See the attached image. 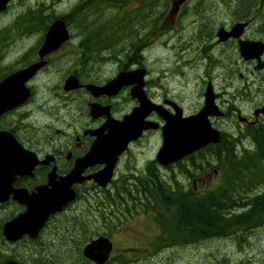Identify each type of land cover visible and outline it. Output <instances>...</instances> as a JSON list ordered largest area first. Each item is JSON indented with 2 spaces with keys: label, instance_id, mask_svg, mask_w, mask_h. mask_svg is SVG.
<instances>
[{
  "label": "rangeland",
  "instance_id": "obj_1",
  "mask_svg": "<svg viewBox=\"0 0 264 264\" xmlns=\"http://www.w3.org/2000/svg\"><path fill=\"white\" fill-rule=\"evenodd\" d=\"M26 1L29 2V0ZM186 1L187 0L172 1V8L168 10L167 13V16H171L168 17L166 25H169V30L177 27L175 21H173V16L178 14L181 15L179 16L181 23L180 26L182 28L180 33H183L184 35L189 34L194 23L195 40L200 37L197 36L199 29L201 34L211 39L213 38L210 33L202 29L204 28L213 33L214 41H217L216 33L219 30L220 25L228 21V14H224L227 12L226 8H229V11L232 13V15H245L248 13L249 16H252V30H255V32L258 29H264V0H246L245 3H241L240 0H214V6L211 4L210 0H196L198 4L197 12L199 13V15L196 14L198 19H195V17L192 16V12L195 10V0H188L185 4ZM38 2L40 6H42L40 9V14L44 15L43 13L45 11V6H48V4L46 0H39ZM160 3L163 4L164 0H161ZM78 6H83V10L73 20V22L80 27L76 28V32H78L76 33V40H83L89 37L87 33L82 32L81 28L84 26L92 24L94 21L95 23L100 21L106 22L117 16V9L112 8L114 3L110 0H107V2H105L101 7L102 14H97V9L90 13L89 9L83 4L82 0L79 2H76V0H64L59 6V8L62 10V13L57 12L56 14L61 13L62 15H73L76 7ZM212 7H216L217 9L212 10ZM16 10L22 15L25 14L21 9ZM158 16V14L154 15L150 21L139 20L132 22L131 27H129V34L121 44L113 45L103 49L99 47L95 48L94 51L83 60V64L85 65L87 72L94 79L101 81L105 79L106 76L101 70L105 66L116 63L118 54H121L119 56L121 64L129 62V60L133 62L141 61L145 53L148 51V44L146 40ZM16 17V14H9V24H13ZM43 17L45 18L46 16ZM36 21L37 23L41 22V20L38 18ZM238 21L240 20L235 17L234 22ZM106 25H108V23H106ZM201 25H203V27H201ZM131 29L133 32H131ZM11 37L13 40L12 50L6 54V57L2 61H0V76L5 74L6 64L14 62L18 69L29 64L25 57L27 53H29V58H35V60L37 59L35 48L38 46L39 41L34 33L30 35H23L20 32L16 33L14 30L11 34ZM26 41H30V43H27ZM16 43H18V46L14 48ZM188 45L189 44L187 41L184 43V48H186ZM13 49H15L16 52H14ZM155 49L160 52L163 58H166L169 61L170 66H175L172 62L170 54L167 51L161 50L159 48ZM194 50L196 52V48ZM4 51V46L0 44V56L2 54L1 52ZM20 56L25 59L24 62H20ZM53 58L54 55L50 56V59ZM131 61L130 63H132ZM71 63L76 64L77 61L74 60ZM156 66H161V64L157 62ZM46 68L47 74L39 75V77H37L33 82V84H35L34 105L37 107H45L48 104H63L64 100L68 98L66 94H60L53 90V85L57 81L55 77L50 75V73L53 72V63L51 62ZM231 68L236 70V74L239 73L238 66L235 65ZM208 79V77L203 76L201 79V85H204ZM221 79L222 78H219L217 81L218 87L221 86ZM226 83L227 84L225 88L231 86L232 84L236 86L239 85V81L237 79L233 80L228 78ZM260 89L261 93L258 95L260 96L259 100H264V84L261 85ZM156 91L161 92L159 89H156ZM221 95L223 98H226L224 93ZM193 98H195L194 86L191 87L190 90L186 91L185 100L187 102ZM237 105L244 106L248 113L252 112L253 110V108H251V102L238 101ZM227 109L231 112V118L227 120V122L232 123L235 116V107L228 102ZM64 117L68 121L73 119V116L69 112H65ZM220 122H222L221 124L223 126L227 125L226 121ZM249 135L254 139L255 143L249 137L244 139V135L240 133L232 134L230 139L227 141V143L230 145L229 148L231 149L234 146L243 144V146L251 149V152L254 156L264 158V154H261L260 156L258 155L257 146V144H259L257 142V138H262V136L264 137V128L255 129L251 131ZM230 149L224 148L220 153L212 154V157L225 156ZM202 154H204L206 157L208 156V158H210L213 163V158L208 155V151H203ZM196 157L200 159L201 155L197 154ZM205 166L208 167V165ZM216 169L217 165L212 164L211 172H205L202 182L201 175L189 174L186 170L179 169L177 166L175 167V171H162V173L166 179H169L170 176L175 174L176 178L181 182H184L187 186H190L195 182L196 184H200L199 186H196V188L204 190L211 187L214 183L220 181L219 176L221 172L219 170L215 172ZM231 173H233V171H231ZM123 182L125 187L129 188V186H127L129 184L127 177L123 179ZM89 188L90 190L88 192V196L79 199L66 211L56 215L42 231V234L37 239V241L19 242L15 245H11L1 241L2 238L0 236V246L5 248L3 253H5V255H15L22 253V250L26 249L24 252L25 256H37L35 259L27 258V260L30 262L40 264H89L86 262V258L83 256V249L85 245L90 241L91 237H97L99 232H107L110 230L109 226H113L112 222L103 223L99 218L96 217L98 214L97 203L100 201L102 207L101 210H103L104 214H112L111 212L116 211L117 208L120 207V203L112 196V194H101L103 188L100 186L90 185ZM235 188L237 190L236 192H234L230 187L229 191L225 193L224 197L227 199H234L238 196H244L247 194V191L252 192L255 187L240 185ZM263 189L264 184H261L260 186H256L255 192L261 191ZM183 190L184 186H180L179 191ZM102 195H104L106 198L102 197ZM139 196H143V191H140ZM169 200L173 201V198L169 197ZM107 204L108 206L106 207ZM8 214V209L0 210V218L8 216ZM73 216H81L82 218L80 217L78 220H75ZM143 220L144 221L142 224H140L137 219L128 223L120 222L117 224L120 228H115L110 234V236L116 242L117 248L137 247L141 250L144 249V251H146L145 248H148V251L143 255V258H146V260H143L140 263L131 264H261L264 262L263 225L257 226V228L253 229V231L239 233V236H241L239 239H236L235 237L217 238L218 236H214V238L208 240L210 236H203L205 239L202 242H195L193 239H189L186 241H179L178 246L166 248V246L171 245L174 242V240L170 237L169 231L167 230L165 234H161V232L156 230L147 229L148 220L145 218ZM194 224L195 222L191 223L192 226H194ZM1 227L2 223L0 219V233ZM126 252V255H119V258L127 260L129 257L133 259V257L137 256L136 254L128 253L129 250ZM151 252H155V254L151 255ZM125 262L126 261L122 260L119 263L123 264Z\"/></svg>",
  "mask_w": 264,
  "mask_h": 264
},
{
  "label": "flooded vegetation",
  "instance_id": "obj_2",
  "mask_svg": "<svg viewBox=\"0 0 264 264\" xmlns=\"http://www.w3.org/2000/svg\"><path fill=\"white\" fill-rule=\"evenodd\" d=\"M39 0H35L29 3H16L17 0H11L9 2V6L2 12H0V23L1 21H7L6 15L10 12L11 8L21 9L27 16H34L40 13ZM49 1V0H48ZM47 1V2H48ZM83 4L88 8L89 4H92V7L88 8L89 12L97 9V14L99 11V0H82ZM225 1V0H223ZM211 2V1H210ZM241 3H245L246 0H240ZM166 0L164 3L156 2L154 6L158 7L156 14H158V18L156 20V24L163 25L164 22L168 20L167 8H162L165 6ZM115 8L117 12L120 11V2L119 0H114ZM58 8L57 6L54 7ZM51 9L49 7H45L44 10ZM215 10L214 7L211 8ZM82 11V10H81ZM73 13V15H66L63 17L67 25V36L68 38L63 42L64 48L58 51L57 53H52L50 55L40 57V44L35 48L37 53V61L45 60L46 64H44L39 71L34 76L33 80L29 83V86L32 88V97L23 105L13 109L10 112L3 113L0 116V131L10 130L12 134L16 136L19 142L23 147L29 148L30 150H34L35 154L38 158L37 170L34 173V177L29 178V188L31 191L35 190L37 186L39 187H47L51 189L50 186V177L51 175H57L58 177H65L75 170L76 165L79 160L85 159L88 157L90 152L93 150L98 139L110 137V135L117 129L118 125L124 121V119L133 113L134 107L137 102L130 94L131 86L122 87L117 93H94L89 91L85 86L78 88L74 91H66L64 89V82L69 76H77L78 78L85 80L89 79L91 83H96L99 85L106 84L110 79L118 75L121 71H128L137 66V63L141 62H133L129 60V62L125 64H121L120 61H117L114 64L109 66H105L101 71L105 76L103 80L94 79L86 70L85 65L83 64V60L87 58V56L94 51L95 48L105 45H119L123 42L124 39L117 38L113 40L108 38L110 36V32L113 30L109 25H106L104 22L95 21L92 24H88L84 26L82 29L83 33H87L89 35L86 39H78L76 40L78 32H76V28H80L76 25L73 20L74 18L81 13ZM61 14V13H60ZM232 20V17H229ZM37 20V18H36ZM248 22V26L246 28L245 34L242 35V39L249 40H262L264 41V29H258L256 32L252 30V24L250 21ZM21 25V24H19ZM226 25H229L227 23ZM120 34V33H117ZM115 34V36L117 35ZM254 36L253 38H250ZM241 38H230V41L225 42L223 45L226 47L229 42H232L234 46V55L236 62L239 64V73L236 74V70L230 68L227 73L226 79L223 81L221 87L225 90H232L234 84L225 88L226 80L228 78L235 79L239 78L240 81H245V84H250L253 81L258 82L264 80V70L257 71L255 70L256 65L260 61H264V53L260 55V58L253 59H243L238 54V43ZM227 51L222 52L220 57H225ZM54 55L53 59H50V56ZM48 57V58H47ZM64 58V60H63ZM76 60V64H72L71 62ZM130 61L132 63H130ZM53 63V72L50 73L52 77L56 78V83L53 85V90L60 94H66L68 98L64 100L63 104H48L45 107H37L34 105V89L33 81L39 75L47 74V68L50 63ZM25 67V66H24ZM145 68L148 74H152L153 70L150 64H146ZM5 74L7 75L9 72L8 65H6ZM45 79V78H44ZM244 82L240 87H235V90L238 91L241 87H243ZM254 87V86H253ZM222 89V90H223ZM146 90L148 95L159 102H165L168 100L167 91L164 89V93L161 95H156L153 92V83L149 78L146 82ZM219 94H216V98L219 97L221 100V91ZM202 97L201 93V84L197 81L196 85V95L194 100H199ZM96 104H100L102 109H105L100 117H93L90 113V109H92ZM168 108H171L167 105ZM174 109L172 108L171 112ZM65 112H69L73 119L68 121L64 115ZM20 113V114H19ZM238 114L235 111V116ZM154 117L158 118V115L154 113ZM225 117L227 120L231 118V112L227 111V115L225 113ZM250 118L253 117L251 116ZM264 118V116L259 118V122ZM5 124V125H4ZM115 124V125H110ZM218 124V123H217ZM252 125H249L250 127ZM237 129V126H235ZM127 135V131L121 130L118 133L117 144H119L124 136ZM263 138V136H262ZM229 148V143L225 144V149ZM126 151V150H125ZM121 153L119 156L116 154V162L113 168V177L108 184L107 187H102L103 190L101 194L106 195V190L110 185H113L117 182L119 188L122 191V198L120 201V207L117 208L116 211L111 212L112 214H104L100 201L97 203L98 214L96 215L103 223L112 222L113 226H109L110 230L108 233H112L115 228H120L117 224L120 222L128 223L131 221H135L137 218V214L135 211V202L133 201L135 193H133L132 185H127L129 188H126L123 182L125 177H128L129 172H132L135 168L132 167L131 164V155L127 154L124 156L126 152ZM109 155L105 157H101V161L95 162L94 164L85 165L81 177L83 178L82 182H76L73 185V189L77 194V199L74 202H71L68 206H72L73 203L78 201L83 197L88 196V192L90 190L89 186H96V182L94 179H85L87 176H93L98 171L102 169H107L111 160L108 158ZM123 157L125 158L126 165L122 168ZM91 161H87L86 163H90ZM150 166L145 165L144 170H149ZM127 175V176H125ZM98 186V185H97ZM92 187V186H91ZM102 195V197H105ZM106 198V197H105ZM72 204V205H71ZM23 207L15 202H11L9 204L8 213H13L15 215L23 212ZM75 220H78L81 216H73ZM82 218V217H81ZM124 228V226H123ZM101 233V232H99ZM4 249L0 248V260L3 255ZM26 249L22 250V253H18L13 255L11 258H5L2 264H7L11 260H16L21 264H40L35 262H26L23 260H27V258L35 259L37 256H25L24 252ZM114 258L115 255H111ZM119 258V257H118ZM120 259V258H119ZM92 264H95L92 262ZM105 264H121L119 262H107ZM129 264V263H123Z\"/></svg>",
  "mask_w": 264,
  "mask_h": 264
},
{
  "label": "water",
  "instance_id": "obj_3",
  "mask_svg": "<svg viewBox=\"0 0 264 264\" xmlns=\"http://www.w3.org/2000/svg\"><path fill=\"white\" fill-rule=\"evenodd\" d=\"M222 34V32H221ZM247 43V42H246ZM246 45V44H245ZM51 42L47 41L45 44L42 54L47 53L52 50ZM247 46V45H246ZM242 55L245 57H254V55H249L246 49L241 48ZM37 65L30 67L25 73L21 72L17 76H23L27 78L36 71ZM0 94L3 95V91H0ZM1 97V96H0ZM9 103V100L6 98H0V113L3 111L5 106ZM200 117L194 116L186 121H178L174 124H171V129L167 134V139L164 142L163 153L164 155L169 154L168 162L180 158L186 152L191 150L199 149L200 147L207 145L210 142H219L221 140V135L219 131L213 130L211 125H204L206 123L198 125V120ZM198 130L193 133L194 130ZM1 141V138H0ZM107 182L105 179L104 183ZM27 202V201H26ZM67 202V199L61 196L57 190L46 191L42 195H37L32 202V206L36 210H40L43 213V221L46 217L52 213L54 210L59 207H63ZM30 215V214H29ZM28 214L21 216L14 220L11 224L12 229L21 230L19 234L22 235L27 233L34 236V222L35 218L29 216ZM112 243L107 238H100L96 241H93L91 244L87 245L84 254L86 257L97 261L99 264L104 263L112 250Z\"/></svg>",
  "mask_w": 264,
  "mask_h": 264
},
{
  "label": "trees",
  "instance_id": "obj_4",
  "mask_svg": "<svg viewBox=\"0 0 264 264\" xmlns=\"http://www.w3.org/2000/svg\"><path fill=\"white\" fill-rule=\"evenodd\" d=\"M149 17H152V15H149ZM148 17V18H149ZM110 47L109 45H105V48ZM257 144L258 146V155L264 154V137L263 138H257ZM225 144L224 142L217 145L214 149V153H220L222 149H224ZM227 149H230L227 147ZM219 164L224 169L223 174L225 177L223 178L222 185L223 187H220L217 190L208 191L207 196L203 197L200 201L199 206H201V210L192 211L189 208L184 211V215L186 217L189 216V218L186 220L187 227L186 230H190L193 227L197 225L196 228L202 229L206 227L207 225H211L212 227L215 225L211 223L212 215L211 213H206L205 211H216V213H219L221 215H225L226 212L224 210H227V218L225 222L224 231H235L236 229H240V227L243 228H251L254 223H260L264 219V193L261 195H258L254 198L247 196L249 193L246 192L244 196H238L234 199H227L224 197L227 190L232 188L234 192H236V188L238 186H249L250 183H247L246 181L249 180L252 175L255 174L254 178L257 179L259 177V173H254L253 171L249 172V174H245V178L242 174L238 173L235 174L232 181H229V183H226V167L227 164L230 162L229 160L234 157L232 148L227 152L225 156H216ZM262 162L264 163V158H261ZM257 159H250L249 162H256ZM225 165V167H224ZM249 164H246L245 166H248ZM250 165L257 167V164L250 163ZM264 174V173H263ZM235 186V187H234ZM227 188V190H226ZM183 196V195H182ZM186 196H183L185 198ZM247 199H246V198ZM180 200V198H179ZM187 203V202H186ZM206 208H212L214 210L206 209ZM239 208L241 211L240 213H236V209ZM184 210V207H183ZM192 216V217H191ZM193 218L196 220L197 224L195 223L194 226L191 225L192 222H195ZM222 220V218H221ZM264 223V221L262 222ZM224 232L216 230L214 227L212 228L210 234L209 233H202L201 236H210L209 238H212L214 236H220Z\"/></svg>",
  "mask_w": 264,
  "mask_h": 264
},
{
  "label": "bare ground",
  "instance_id": "obj_5",
  "mask_svg": "<svg viewBox=\"0 0 264 264\" xmlns=\"http://www.w3.org/2000/svg\"><path fill=\"white\" fill-rule=\"evenodd\" d=\"M113 9L115 8V4H114V6L112 7ZM129 27H131V26H129ZM220 29V28H219ZM219 31V30H218ZM217 31V32H218ZM131 32H133L132 31V29H131ZM111 46H113L112 44H110V47ZM102 47V49L103 48H105V46H101ZM121 54H118V57H117V59H116V62L117 61H120V58H119V56H120ZM222 93H224L225 94V90H223V91H221V94ZM226 190H227V188H226ZM227 191H229V190H227ZM109 195H111V193H108ZM192 217V216H191ZM189 218V216L188 217H184V219H183V221H182V223H181V225H180V228H179V241H186V240H189V239H193V241H195V242H202L205 238H203V236H201V234L202 233H209L210 234V232H211V230H212V226L211 225H207L206 227H204V228H202V229H198V228H196L197 227V225L195 226V227H193L192 229H190V230H186L185 228L187 227V225H186V220ZM193 220H195L194 218H193ZM195 223L197 224V222H196V220H195ZM233 237H235L236 239H239V237H241V236H239V234L238 233H236V232H229V233H226V232H224L222 235H220V236H218L217 238H233ZM212 238H214V237H212ZM212 238H209L208 240H210V239H212ZM206 242H207V240H206ZM209 242V241H208ZM197 244V243H196ZM187 245V244H186ZM185 245V246H186ZM191 246V245H190ZM196 246V245H195ZM194 246V247H195ZM193 247V246H192ZM191 247V248H192ZM190 250V249H189ZM183 254H185V253H183Z\"/></svg>",
  "mask_w": 264,
  "mask_h": 264
}]
</instances>
